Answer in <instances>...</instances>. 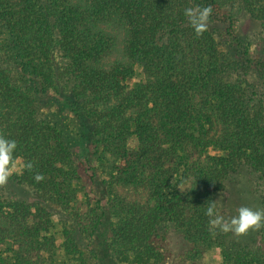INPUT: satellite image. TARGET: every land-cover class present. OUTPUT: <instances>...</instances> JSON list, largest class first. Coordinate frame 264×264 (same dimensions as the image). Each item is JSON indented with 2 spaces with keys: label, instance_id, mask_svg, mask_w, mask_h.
<instances>
[{
  "label": "trees",
  "instance_id": "16d2710c",
  "mask_svg": "<svg viewBox=\"0 0 264 264\" xmlns=\"http://www.w3.org/2000/svg\"><path fill=\"white\" fill-rule=\"evenodd\" d=\"M197 6L211 8L200 35L184 15ZM237 9L264 27V0H0V135L17 142L22 170L13 182L35 196L33 204L0 199L6 228L22 236L19 248L49 252L42 236L53 226L48 207L67 210L73 202L76 174L64 167L81 139L92 156L115 157V187L151 194L147 211L110 199L93 223L91 232L108 234L118 260L164 263L175 232L190 247H222L223 264H264V227L250 254L227 248L205 215L242 170L264 209V50L237 37ZM114 28L125 32V62L108 65ZM43 103L63 108L61 120L42 118ZM165 147L180 161L163 168ZM206 150L214 153L207 162L190 161ZM180 164L184 178L194 176L189 203L178 190L182 178L170 180ZM74 235L73 225L65 229L76 251ZM14 264L27 262L16 255Z\"/></svg>",
  "mask_w": 264,
  "mask_h": 264
},
{
  "label": "rangeland",
  "instance_id": "374dc122",
  "mask_svg": "<svg viewBox=\"0 0 264 264\" xmlns=\"http://www.w3.org/2000/svg\"><path fill=\"white\" fill-rule=\"evenodd\" d=\"M235 13V31L237 37L241 38L245 45H249L251 50L259 51V53L263 51L264 27L262 21L255 20L249 13H241L238 9ZM112 30L115 48L113 53L104 60L108 65L115 61L125 62L122 55L125 32L118 28ZM134 78L137 81L141 79L138 67H135ZM248 80L251 81V78H248ZM62 110L63 108H59L58 112V109L56 111L54 109H48V106H44L43 103L40 109L41 117H45L50 121H60V117L65 113ZM129 142L133 144L131 139ZM71 149L72 153L69 159L71 161H69L64 169L66 171L74 170L76 174L73 177L75 180L72 182L73 202L69 204L67 210H62L54 204H50L48 207L53 226L48 233H44L42 236L51 243L49 252L46 250L35 251L30 248L28 250L26 248H19L17 243L22 241V236L19 232L18 234L17 232H9L10 230L6 228L9 224L0 216V222L3 225L0 227V261H3L4 264L10 261L11 264H14L16 255L17 257L23 258L27 264H77L80 259H83L87 264H126L118 260L115 252L107 247L109 243L108 234L104 236L100 232H91V227L100 212L104 211V207L110 203V199H114L115 202H121V204L130 205L129 208L135 205L147 211L153 203L151 194L147 189L143 188H123L113 185L112 176L115 174V157H103L102 155L92 156L91 152H93V149L88 150L84 144V140L81 139H74ZM166 154L172 155L171 151L165 147L159 155H163V168L170 167V164L174 161L176 163L180 161L174 155H172L174 158L167 159ZM213 154L210 150L196 152L190 157V161L193 163L207 162L206 157L213 156ZM183 156L186 158L185 155ZM156 157L158 156H154V158ZM11 167L12 173L9 181L7 184L0 186V199L25 200L33 204L35 202L34 192L26 186H16L17 184L13 182V179L22 170L20 160L13 162ZM173 171V176L170 178L173 181L172 184H175L174 176L181 177L182 183L179 185L178 190L184 196L183 200L185 202H191L192 196H195L193 192L194 176L186 175V178H184V171L181 164L177 168V171L176 169ZM247 177V172L242 170L240 173L234 174L227 179L225 183L226 187L219 195L216 207L218 214L225 219H231L235 216L240 207H250L253 210L262 209ZM93 199L100 200L97 206L94 205ZM39 201L44 205L42 199ZM72 225L75 227V235L73 238L76 243V251L70 245L73 241H67L64 236L65 229H68ZM214 229L225 235L227 248L235 244L237 246L235 249L241 251L242 248V250L253 254L256 246L260 243V228L250 230L243 236H236L231 232L225 233L219 228ZM6 237H12L13 243H3ZM166 243L167 251L165 254V262L159 264L224 263V253L220 246L207 245L198 248L190 247L175 232H170ZM48 248L49 246L47 245L44 249ZM232 264L237 263L233 262Z\"/></svg>",
  "mask_w": 264,
  "mask_h": 264
},
{
  "label": "clouds",
  "instance_id": "9594fccd",
  "mask_svg": "<svg viewBox=\"0 0 264 264\" xmlns=\"http://www.w3.org/2000/svg\"><path fill=\"white\" fill-rule=\"evenodd\" d=\"M210 7L186 8L184 15L187 17L190 26L197 35L202 34L206 28ZM17 148V142L14 139H8L0 135V186L7 184L12 173L11 165L14 162V151ZM26 167L31 168L29 163ZM37 181L43 179L40 175L35 177ZM205 215L210 218L209 223L213 228H219L222 232H231L236 236H243L250 230L264 227V209L253 210L250 207H240L237 214L231 219H225L218 214L216 205L210 204Z\"/></svg>",
  "mask_w": 264,
  "mask_h": 264
}]
</instances>
